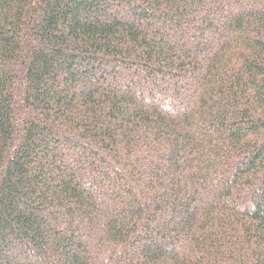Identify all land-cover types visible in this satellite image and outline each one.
<instances>
[{"label": "trees", "instance_id": "trees-1", "mask_svg": "<svg viewBox=\"0 0 264 264\" xmlns=\"http://www.w3.org/2000/svg\"><path fill=\"white\" fill-rule=\"evenodd\" d=\"M0 264H264V0H0Z\"/></svg>", "mask_w": 264, "mask_h": 264}]
</instances>
